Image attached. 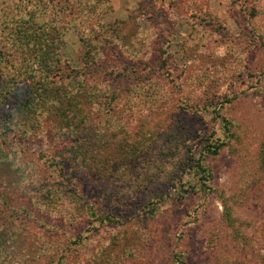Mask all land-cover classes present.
<instances>
[{"label": "rangeland", "instance_id": "1", "mask_svg": "<svg viewBox=\"0 0 264 264\" xmlns=\"http://www.w3.org/2000/svg\"><path fill=\"white\" fill-rule=\"evenodd\" d=\"M0 264H264V0H0Z\"/></svg>", "mask_w": 264, "mask_h": 264}]
</instances>
